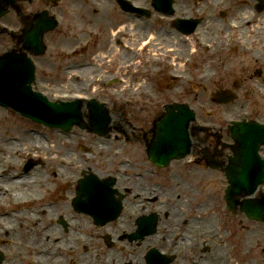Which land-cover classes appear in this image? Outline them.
Here are the masks:
<instances>
[{
  "label": "flooded vegetation",
  "instance_id": "flooded-vegetation-1",
  "mask_svg": "<svg viewBox=\"0 0 264 264\" xmlns=\"http://www.w3.org/2000/svg\"><path fill=\"white\" fill-rule=\"evenodd\" d=\"M171 7L169 13L153 8L151 18L157 23L153 48L138 50V53L152 51L154 54L148 60L144 54L122 55L126 66L134 63L132 67L136 68L139 63L136 80L146 79L147 85L132 98L136 103L134 108L130 107L128 92L119 90L122 122L110 124L108 137L113 139L110 147L114 149L99 153L101 160H107L116 169L104 178L116 177L114 188L118 192L112 195L120 200L124 218L103 228L92 223L79 225L68 235L71 241H67L65 211L71 206L65 204L66 191H70L68 196L75 197L80 176L97 172L88 163L66 187L61 144L49 146L47 134L39 142L38 134L31 133L25 137L24 145L12 144V148H23L26 152H12V178H5L3 182L5 188L12 189V197L0 189V196L12 202V226H7L12 227V264H54L50 262L54 255L55 264H64L65 247L72 249L71 260L77 253L75 242L81 236L83 243H78L85 245V251L78 250V257L87 256L90 262L88 255L92 253L101 264L119 261L122 264H264L261 239L256 245L252 244L253 240L246 244L248 252L257 249L259 254L254 252L242 257L240 248L246 241L242 239L239 246L223 256L219 248L231 249L235 237L233 225L227 238L218 237L216 244L213 243L217 228L222 227L221 222H216L220 219L217 217L238 221L243 231L264 227V222L249 221L243 212L232 214L225 210L224 202L228 185L226 170L240 166L239 161H230V156L245 140L240 135L241 128L233 132L237 140L232 137V121L242 122L244 127L249 122L260 125L250 141L259 146L264 156L261 137L264 134V0H171ZM192 20L197 26L186 33L181 21ZM96 59L90 50H75L71 77L74 88L116 105L112 97L115 89L108 80L96 84L98 76L109 72L108 67H101L100 72L82 71L87 67L96 68ZM41 82L44 83L43 79ZM176 86L185 90L200 89L197 95L188 91V97L192 99L195 95L201 106L216 107L203 115L201 128L190 127L192 152L197 159L161 169L150 160L148 150L155 141L160 104L178 100L171 97ZM218 91L233 92L234 101L218 104L225 103L223 96L216 97ZM147 101L151 106H145ZM182 102L193 104L190 100ZM78 137L79 148L85 145L92 155L95 153L92 147L102 146L96 136L79 133ZM50 169L54 182L50 181ZM177 169L186 175L196 173L197 178L188 176L183 185ZM194 179L199 187L197 191L192 190ZM50 183L54 185L49 186ZM149 216L156 217V224L153 226L152 217L142 220V230L146 232L138 233V219ZM26 231L25 236H20ZM132 233L139 235L130 239ZM4 235L9 237L10 231L5 230ZM152 248L168 256H160L155 250L151 252ZM195 251L197 255L192 257ZM116 252L121 255L111 257ZM32 256L36 258H24Z\"/></svg>",
  "mask_w": 264,
  "mask_h": 264
},
{
  "label": "rangeland",
  "instance_id": "rangeland-1",
  "mask_svg": "<svg viewBox=\"0 0 264 264\" xmlns=\"http://www.w3.org/2000/svg\"><path fill=\"white\" fill-rule=\"evenodd\" d=\"M136 1L137 2H141V1L148 2V0H136ZM19 4L22 6L23 11L25 12L27 9L37 14H43L48 9L56 11L61 15V17H63L62 21L65 23H68L69 25L68 27H58L54 32L50 33L51 39L50 41L48 40L47 41L52 45L51 53H49L48 56L45 57V59L40 60V65H42V70H43L42 79L48 88H54V87L62 86V85L68 86L70 88L75 87L74 81L70 76L71 71L64 72V68L71 66L73 63V60L67 56L64 57V55L63 56L61 55L63 52L65 53L71 52L73 46L78 47V46L87 44L88 48L91 50L90 54L93 56H96L98 61L102 58L100 54H102V52L105 50L111 53V55H113V60H114V58H118V57L122 58V56H120L122 51L128 52L127 53L128 55L136 52V49L140 47V38L143 36V34L149 28L155 29V27H157V23L154 18L146 19L142 23L136 22L135 29L131 32V34L133 35L132 36L133 40L131 41V44L136 49L135 51L131 49L123 50V47L122 49H118L115 46H113V44L111 43V36L109 34L107 27L116 28L118 22L123 23V22L129 21L134 16L125 15V13H123V10L122 11L120 10V8L118 7L119 5L115 2V0H65L64 5L62 4L63 6H60V5L53 6L54 3L52 0H31L30 2H20ZM145 5L147 6V4ZM112 7L114 8L115 11L110 9ZM10 13L7 16H5V18H3L2 21L13 27L20 26L18 22V18L16 14L14 13V11H12L11 15ZM117 14L120 20H117L118 17L115 16ZM115 19L117 23H113V20ZM137 20L140 21L139 19ZM128 26H131L133 28L131 24ZM75 28L79 30L81 29L82 32H78L74 36ZM70 30H71V33H70ZM91 31H94L96 34L99 31L101 34L104 35V37L100 39H96L90 34ZM106 34H108L107 37H105ZM70 35H71V38H70ZM101 45L104 46L102 49H101ZM0 47H1L0 50H3L4 52L6 50L11 49V47L13 49L15 47L14 39L13 38L11 39L9 35L0 34ZM142 54L147 55L146 53H142ZM112 64H116V62L114 63V61H112ZM82 71H84V73L85 71L100 72L101 69L99 66H97L96 68L87 67V68H83ZM135 76H136V73L132 69L129 71L127 76L125 77L123 76L124 80L121 83V86H124L125 84L126 87L127 85L130 87L127 90L129 93L128 96L131 98L137 95L138 93L143 92V89L146 86L144 85L140 87L139 84H136L137 85L136 86L137 88H136L134 85ZM188 91H191L195 95L201 92L200 89L185 90V89H182L176 86L175 89H173L171 92V97H174L181 102L183 100H190L193 103V106L197 107L199 105L198 103L199 98H196V96L193 95L191 99L187 95ZM117 112L118 113L120 112V108L117 110ZM205 113H206L205 110L199 111V115L197 116V119L200 117L199 118L200 122L202 121V117ZM12 114H13L12 112L7 113V112H4V110L0 111V146H3V147H4V144L7 143L5 142V139L8 136V134L11 136L13 134L22 135L25 127L28 125L22 121H17V118L12 116ZM114 121L120 122L117 119ZM55 132H56L55 134H52L53 136L51 135L48 136V143L50 144H54V143L60 144L61 143L64 159H66V163L64 166L65 183H70L76 178L75 176H73V172H75L73 171V169H76L77 167V164L75 163L69 166V164L72 162L70 160L74 158L77 159L80 165V168H82V167L87 166L86 164H82V161L88 159V157H86L85 153L79 148V144H78L79 137L78 136H71L70 139H68V138L63 137L61 132H57V131ZM57 136H59L60 139ZM37 137H38V140H41L42 138V136H38V135ZM98 139H101V138H98ZM104 141L105 143L101 142L102 146L108 148L109 140H104ZM24 144H25L24 141L23 142L18 141L14 143L13 145L22 146ZM94 149L97 150L98 148L94 147ZM10 155H11L10 151L7 152L6 154H1V151H0V163H1L0 166H4V162L8 161V158L10 157ZM79 169L77 171H79ZM97 170L100 171L101 169L97 168ZM177 170L181 172L180 173L181 181L183 185L185 183V179H187L188 176H193L194 178H197L196 173L192 172V173H187L186 175L184 172L180 171V169H177ZM68 171H73V172L68 173ZM49 172H50L49 173L50 181L54 182L55 177L52 174V170L50 169ZM193 182L194 183L192 185V190L197 191L199 189V187L196 185L197 180L194 179ZM53 185L54 184H51V183L49 184V186H53ZM1 199H0V208H5L6 204L8 203L7 202L8 198H1ZM217 218H220V219L216 220V222H219V223L221 222L222 227L219 229L217 228V235L213 239L214 244H216V240L218 237L227 238L231 233L230 228H233V226L235 227V237L231 241V244H230L231 249L219 248L223 252V256H226V252H230L232 248L235 247L236 245L239 246L241 244L242 239H245L246 241L244 242L245 245H243L242 248L239 247L241 250L240 251L241 256L242 254H244V257H248L250 255H253L254 252L256 254H259V251L257 249H253L251 252H248V246L246 244H248L251 240H253L252 244L256 245V241L261 239L262 245H260V247H264V237H263L264 227L258 226L256 229L253 228L250 232H248L246 230L244 231L240 230L238 221L234 222L229 219H224V218L222 219V217H217ZM69 221L70 220L67 221L68 222L67 229L70 230L69 232H71L72 228H71V225L69 224ZM82 221L83 223L84 222L86 223L85 219H83ZM9 224L12 226V220H10ZM27 233L28 232L26 231L20 236H25ZM81 237L82 239L80 241L75 242V246L77 247L76 248L77 253H78V250H81V249L83 252L85 251L83 249L85 245L81 246L78 243V242L83 243V236ZM66 240L71 241L70 236H68ZM11 241H12V236H11ZM4 246H5L4 248L6 249V256H7L6 261L7 260L12 261V257L14 254L12 242L5 243ZM86 247H88L89 249L88 245H86ZM139 250H142V248H140ZM77 253L74 256H71L72 257L71 260H70V256L66 257V259L64 260V264H79L80 260L82 261L81 264H101L102 263L100 259H95V256H93L92 253L88 255L90 256V262L86 260L87 256L78 257ZM235 254L237 253L234 252V255ZM120 255H121L120 252H116L111 257H117V256L119 257ZM137 255H139L138 252H137ZM196 255H197V251L191 254L192 257H196ZM118 264H122V262L119 261Z\"/></svg>",
  "mask_w": 264,
  "mask_h": 264
},
{
  "label": "water",
  "instance_id": "water-1",
  "mask_svg": "<svg viewBox=\"0 0 264 264\" xmlns=\"http://www.w3.org/2000/svg\"><path fill=\"white\" fill-rule=\"evenodd\" d=\"M13 69V68H12ZM22 78L20 76V72L16 70H12V91L16 90L19 91L21 90L20 87ZM4 79H0V92L1 94L0 98H2V101L6 104H10L14 107H18L21 109V111L24 114L31 115L32 112H38V113H43V117H35L36 119L45 122L46 124L50 126H59L65 129H69L72 127L75 123H77V120L75 119V116L78 113L77 106L76 104L73 105H55V104H47L46 102L43 101V103H39L37 101H31L28 99V93L25 91L24 93L20 94L22 98H24L23 101L20 99L15 100V95L13 92L9 91V87H4ZM6 91V92H5ZM93 112L96 114L102 113L101 109L98 107H93L92 108ZM49 115V116H48ZM32 116V115H31ZM101 119H103V116H101ZM167 122L169 119L166 120ZM172 121L179 122V119H176L173 116ZM96 122H99L98 120ZM164 123L161 125V132H168V129L163 128ZM173 133L177 134L179 131L173 127ZM178 144V143H177ZM171 148H169L170 150ZM169 152V151H167Z\"/></svg>",
  "mask_w": 264,
  "mask_h": 264
},
{
  "label": "bare ground",
  "instance_id": "bare-ground-1",
  "mask_svg": "<svg viewBox=\"0 0 264 264\" xmlns=\"http://www.w3.org/2000/svg\"><path fill=\"white\" fill-rule=\"evenodd\" d=\"M135 21V20H134ZM134 21H131V22H134ZM128 25H130V24H127V25H125V24H120L118 27H117V29H116V33H118V34H124V33H126L127 31H131V30H133V28H135V27H131V26H128ZM132 25V24H131ZM133 26V25H132ZM156 34L154 33V32H152V33H150L149 35H148V38L150 39V44L152 43H154V39L156 38ZM146 38V37H145ZM149 45V44H148ZM0 111H1V109H0ZM68 212H66L65 213V215L69 218V219H76V216L75 215H73L69 210H67ZM63 212H59L58 214H62ZM75 223V222H74ZM52 231V230H51ZM53 231H54V233L55 234H57V232L58 231H56V228H54L53 229Z\"/></svg>",
  "mask_w": 264,
  "mask_h": 264
}]
</instances>
